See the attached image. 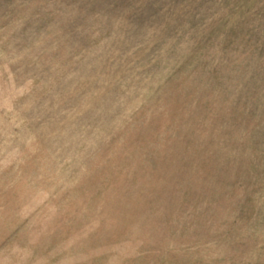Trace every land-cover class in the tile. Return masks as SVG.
I'll list each match as a JSON object with an SVG mask.
<instances>
[{"label":"rangeland","instance_id":"obj_1","mask_svg":"<svg viewBox=\"0 0 264 264\" xmlns=\"http://www.w3.org/2000/svg\"><path fill=\"white\" fill-rule=\"evenodd\" d=\"M0 264H264V0H0Z\"/></svg>","mask_w":264,"mask_h":264}]
</instances>
